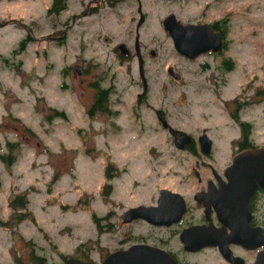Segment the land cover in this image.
<instances>
[{
	"label": "rangeland",
	"instance_id": "374dc122",
	"mask_svg": "<svg viewBox=\"0 0 264 264\" xmlns=\"http://www.w3.org/2000/svg\"><path fill=\"white\" fill-rule=\"evenodd\" d=\"M65 1L64 11L49 13L52 0H0V264L17 259L34 264L31 253L46 264H61L63 255L101 264L108 253L140 238L173 237L175 249V228L121 222L128 208L154 204L160 189L192 201L200 187L192 171L195 159L171 143L153 110H163L173 127L193 135L213 124L214 165L230 163L235 133L223 127L219 114L240 85L264 84V0L143 3L149 19L141 38L148 48L157 45L161 55L147 59L149 96L147 104L138 105L134 94L142 88L136 60L129 68L117 67L111 54L113 44L123 41L129 11L120 9L121 19L104 6L74 20L91 2ZM204 8L209 20L229 15L234 25L230 55L235 71L217 91L208 87L207 71L172 58L160 26L167 12L178 11L180 19L188 20ZM27 32L31 39L25 51L12 55ZM87 63L80 78L75 66ZM170 65L181 78L168 75ZM105 70L116 74V91L123 92L111 96L112 109L120 110L117 118L87 114L92 76ZM250 86L243 96H251ZM259 134L264 141V131ZM245 258L253 261L251 254ZM192 263L225 264L215 251L189 258Z\"/></svg>",
	"mask_w": 264,
	"mask_h": 264
},
{
	"label": "flooded vegetation",
	"instance_id": "af4514ba",
	"mask_svg": "<svg viewBox=\"0 0 264 264\" xmlns=\"http://www.w3.org/2000/svg\"><path fill=\"white\" fill-rule=\"evenodd\" d=\"M149 1L169 2L173 4L177 3V5L181 6L188 2V0H89L91 3H89V5L81 11V14L73 18L76 20L81 17L95 15L100 10H102V7H106L109 10L114 11V13L116 12L115 14H117L121 19L122 17L119 13V10L124 9L125 11H129V16L127 17L128 25L125 32L123 33V41L113 44L111 48V54L114 55L116 59L117 67L129 68L133 59L136 60L142 91L144 88H146V92L144 94L139 92L134 94L136 105L147 104V97L149 96L150 83L148 82V78L145 76L146 65L148 63L147 59H156L161 55L160 49L157 48V45L156 48H148L141 38V30L145 27L149 19L148 13L143 7V3H147ZM180 9L181 8H179V10ZM168 15H174L176 19L183 25H207L211 32L203 27L198 28L193 31L194 33L192 32V35L188 37L187 41L192 48H197L200 46V44L207 43L209 45V50L200 53L193 58L187 57L177 52L174 48L172 38L163 29V20ZM232 22L233 21L229 15H222L219 18H213L212 20H209L208 14L204 8L203 11L199 13L198 18L188 20L180 19L178 11L167 12L160 20V26L164 36H166L170 41L172 48V55H170L172 58L175 57L179 62L197 64L204 71H207L208 73L205 77V81L208 82L209 88L212 86L213 89L217 91L226 84L225 76L233 73L236 67L234 57L230 55L231 49H233L232 47H235V40L232 38V33L234 31V25ZM61 39H63V37H61ZM153 40L156 41L155 39ZM214 48H216V50H214ZM94 65L97 67V69H100L101 67V65L97 63ZM87 67L88 63L86 65L80 64L79 66H75L76 75L81 78L84 73H86ZM169 67L172 68L171 75L168 74L170 77H173L174 75L181 78V74L175 69V66L170 65ZM140 68L143 70L144 79L140 73ZM92 77L94 81L90 83V96H92V98L87 110L88 114H90L91 117L110 116L117 118L119 116L120 110L112 109L114 104L111 102V96H123V92L116 91V74L113 73L108 75L107 71L105 70L101 73H95ZM105 82H107V84H105ZM80 84H83V79L80 80ZM249 86L245 85L242 88L240 85L237 94L226 100L224 103L226 109L223 108L222 114H219V118L221 119L223 127L226 130L233 131L235 133V136L231 138L233 148L231 152L232 157L230 158L231 161L222 168H216L214 165V152L216 146L214 140L209 135V133H211L210 127L214 126L213 124L206 126L201 131V133L205 132L211 140L209 153L207 155H203L200 153V147L197 142L199 134L195 136L190 134L191 132L189 130H184V128L181 127H173L168 120L167 114L163 110H160L161 121H159L157 115L155 114L156 109L153 110L154 114L156 115V122L158 123V126L168 133V135L170 127L191 135L192 141L185 145V148L182 152L191 155L195 159V167L192 168V171L196 176L200 187L192 194V201L185 198L187 211L181 222L169 227L153 226L147 223L149 226L159 229L168 230L175 228L176 234H178L175 238V249L170 246V239L173 237L165 239L159 238L154 241H148L146 238H140V241L134 243H142L151 247L166 250L171 254L177 264H188L189 258L204 253L205 251H215L217 253V257L220 258L222 262L225 264H232L222 256L219 246H204L196 251L186 250L185 245L180 238V233L183 229L192 225H212L215 228H228V224L233 223L232 221H225V223H221L219 221L216 211L214 210L208 198L209 195L207 194L209 187L213 193H217L219 191L220 185L224 186L226 184L227 177L225 175V171L232 164L233 158L236 154L256 148L264 149V141L259 140V137L263 135L259 134V132L264 131V84H262L260 87H257V85L250 86L252 93L251 96H243V89H246ZM212 98H215V96H212ZM115 101L120 102L121 100L117 98ZM205 106H207V104ZM251 109L252 114L248 115L247 111ZM257 110L260 116H258L257 112H255ZM206 119L207 123H210L209 121L211 117L206 116ZM163 122H166L168 126L167 128H163ZM169 136L171 143L174 145V138L171 135ZM179 137L182 138L183 136L179 134ZM158 198L159 195L157 196L155 203L151 205H157ZM207 206L209 207V212L205 213ZM189 218L190 221L187 220ZM134 222L136 221L125 225L128 226ZM236 224L250 228H259L264 234V192L257 190L247 199L246 205L244 206V212L241 214L240 219L238 223L236 222ZM246 235L248 237L244 239L248 241L250 245L229 243L227 248L234 257L241 258L243 260V264H253L261 248L250 247L255 241H258V238H256L252 232H249ZM245 254H251L253 261H249L247 258H245ZM240 263L242 262L240 261Z\"/></svg>",
	"mask_w": 264,
	"mask_h": 264
},
{
	"label": "water",
	"instance_id": "95a60500",
	"mask_svg": "<svg viewBox=\"0 0 264 264\" xmlns=\"http://www.w3.org/2000/svg\"><path fill=\"white\" fill-rule=\"evenodd\" d=\"M163 25L164 29L172 37L175 48L179 53L193 58L209 49L207 43L200 44L197 48H192L187 41L192 32L198 28L203 27L210 31L207 25H182L176 20L174 15L167 16L163 21ZM157 115L161 120L160 111H157ZM163 126L166 127L167 124L163 122ZM170 132L175 137V143L179 149H184L185 145L191 142V138L184 132H178L173 129H170ZM177 134L183 137H177ZM199 141L203 153L207 154L210 143L208 138L202 135ZM225 175L228 184L220 186L219 193L210 194L209 191L208 198L221 223H225V221L233 222L228 224L230 232L228 233L225 227L215 228L212 225H196L185 228L181 232L180 238L186 250L196 251L204 246H219L222 256L227 261L232 264H243V260L239 257H234L227 246L229 243L250 245L244 238L248 237L247 233L252 232L258 238V241H255L256 243L254 242L250 247L261 246L263 248L257 254L253 264H264V234L261 229L236 224L244 212L247 199L258 188L264 191V149L258 148L238 154L233 159L232 165L226 170ZM185 209L186 205L181 195L163 189L160 191L157 206L139 205L129 208L124 212L122 220L124 223H130L140 219L154 226H170L181 220ZM208 212L209 207L207 206L205 213ZM102 264L177 263L170 253L163 249L150 247L145 244H134L127 249L117 250L108 254Z\"/></svg>",
	"mask_w": 264,
	"mask_h": 264
},
{
	"label": "trees",
	"instance_id": "16d2710c",
	"mask_svg": "<svg viewBox=\"0 0 264 264\" xmlns=\"http://www.w3.org/2000/svg\"><path fill=\"white\" fill-rule=\"evenodd\" d=\"M65 9H66V1L65 0L64 1L53 0L51 8L49 9V13L51 11L59 12V11L65 10ZM30 39H31L30 33L27 32L26 36L19 41L17 47H15L12 50L11 54L15 55V54H18V53L25 51L27 43L30 41ZM2 159H3V157H2ZM15 201H19V198L17 197L15 200H12L11 205ZM93 218L96 221V217L93 216ZM80 247H81V245H79L76 248L77 253L80 252ZM30 255H31V260L34 261V264H46V261L44 260L43 257L36 256L35 253H31ZM61 258H62L61 264H93L89 259L80 258L78 256L70 257V256L63 255V256H61ZM14 264H25V263H23L21 260L17 259Z\"/></svg>",
	"mask_w": 264,
	"mask_h": 264
},
{
	"label": "bare ground",
	"instance_id": "6f19581e",
	"mask_svg": "<svg viewBox=\"0 0 264 264\" xmlns=\"http://www.w3.org/2000/svg\"><path fill=\"white\" fill-rule=\"evenodd\" d=\"M221 186V185H220Z\"/></svg>",
	"mask_w": 264,
	"mask_h": 264
}]
</instances>
